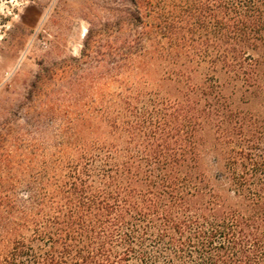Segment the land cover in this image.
<instances>
[{"label":"trees","instance_id":"trees-1","mask_svg":"<svg viewBox=\"0 0 264 264\" xmlns=\"http://www.w3.org/2000/svg\"><path fill=\"white\" fill-rule=\"evenodd\" d=\"M131 1L115 89L0 154V264H264V0Z\"/></svg>","mask_w":264,"mask_h":264},{"label":"rangeland","instance_id":"rangeland-1","mask_svg":"<svg viewBox=\"0 0 264 264\" xmlns=\"http://www.w3.org/2000/svg\"><path fill=\"white\" fill-rule=\"evenodd\" d=\"M132 6L131 0H0V154L16 151L15 137L30 139L52 104L62 108L77 92L91 98L115 89L109 78H98L108 48L96 45L82 57L84 35L89 24L107 23L103 37L111 43L114 20Z\"/></svg>","mask_w":264,"mask_h":264}]
</instances>
